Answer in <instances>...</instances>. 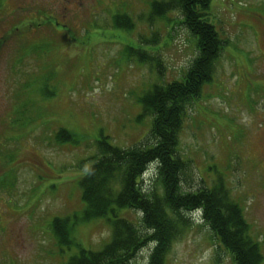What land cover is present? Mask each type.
<instances>
[{
	"label": "rangeland",
	"instance_id": "rangeland-1",
	"mask_svg": "<svg viewBox=\"0 0 264 264\" xmlns=\"http://www.w3.org/2000/svg\"><path fill=\"white\" fill-rule=\"evenodd\" d=\"M162 1L0 0V264H65L78 248L109 242L106 219H83L79 186L97 142L143 144L151 118L142 98L180 79L197 54L178 12L151 15ZM209 9L226 45L188 109L177 153L191 190L223 182L264 264V0H211ZM60 130L75 139L60 143ZM147 168L143 185L160 188L155 164ZM118 210L138 223V213ZM191 216L163 264H232ZM54 219L68 221L74 245L60 246ZM151 254L147 245L131 264Z\"/></svg>",
	"mask_w": 264,
	"mask_h": 264
},
{
	"label": "trees",
	"instance_id": "trees-1",
	"mask_svg": "<svg viewBox=\"0 0 264 264\" xmlns=\"http://www.w3.org/2000/svg\"><path fill=\"white\" fill-rule=\"evenodd\" d=\"M210 2L163 0L150 7L155 17L178 12L181 25L195 40L197 54L180 79L153 86L142 98L143 115L151 118L144 139L148 143L123 150L111 146L105 137L97 142L96 157L79 183L85 204L83 219H106L111 238L100 251L78 248L65 264H131L147 245L152 246V254L146 264H163L169 243L191 226L190 215L209 228L213 243L232 264H262L260 245L251 238L243 210L231 199L223 182L211 188L201 184L191 190L188 162L177 153L188 109L212 80L215 61L226 45L208 21ZM152 39L156 42L157 35ZM57 134L60 143L75 139L65 130ZM152 164L160 188L143 185L142 176ZM118 209L138 213V223L118 216ZM67 223L54 219L52 226L60 246L69 248L74 244Z\"/></svg>",
	"mask_w": 264,
	"mask_h": 264
}]
</instances>
